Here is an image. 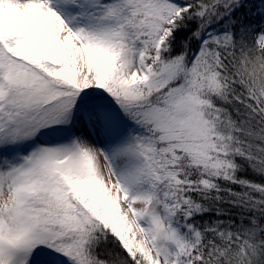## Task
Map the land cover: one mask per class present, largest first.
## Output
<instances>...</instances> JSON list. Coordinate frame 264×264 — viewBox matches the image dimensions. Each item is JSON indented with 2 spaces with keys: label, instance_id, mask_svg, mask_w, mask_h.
<instances>
[{
  "label": "snow or ice",
  "instance_id": "6c2138e0",
  "mask_svg": "<svg viewBox=\"0 0 264 264\" xmlns=\"http://www.w3.org/2000/svg\"><path fill=\"white\" fill-rule=\"evenodd\" d=\"M0 264H264V0H0Z\"/></svg>",
  "mask_w": 264,
  "mask_h": 264
}]
</instances>
